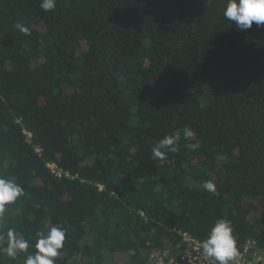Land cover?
Instances as JSON below:
<instances>
[{
	"label": "trees",
	"instance_id": "1",
	"mask_svg": "<svg viewBox=\"0 0 264 264\" xmlns=\"http://www.w3.org/2000/svg\"><path fill=\"white\" fill-rule=\"evenodd\" d=\"M41 2L0 0V177L23 189L0 217V264L57 225L54 264H151L219 219L237 252L264 249V28L238 31L226 0ZM177 130L179 151L153 159ZM9 228L29 245L14 258Z\"/></svg>",
	"mask_w": 264,
	"mask_h": 264
},
{
	"label": "clouds",
	"instance_id": "2",
	"mask_svg": "<svg viewBox=\"0 0 264 264\" xmlns=\"http://www.w3.org/2000/svg\"><path fill=\"white\" fill-rule=\"evenodd\" d=\"M205 4H211L212 0H204ZM40 8L45 12L55 8V0H42ZM224 17L233 22L238 31L246 32L253 24L258 28H264V0H226V7L223 11ZM16 27L23 33L28 29L20 23ZM195 136L191 127L183 128V138L191 139ZM181 137V131L177 130L174 135H166L159 140L151 150L153 159L163 160L166 158V151L176 153L180 145L176 143ZM185 147L195 150L198 143L186 144ZM166 150V151H164ZM204 189L216 193V185L212 181H205ZM23 189L12 179L0 177V217L5 211V205L16 201L22 194ZM65 229L59 225L53 226L48 233H37L39 239L35 244L38 250L34 255H28L24 264H54V259L59 250L63 247L65 240ZM28 242L17 239L14 229H8L7 247L3 249L9 257H15L18 251L28 248ZM202 251L205 258H212L218 264H229L237 255L236 238L233 235L231 222L226 219H219L210 229L207 238L202 242Z\"/></svg>",
	"mask_w": 264,
	"mask_h": 264
},
{
	"label": "built area",
	"instance_id": "3",
	"mask_svg": "<svg viewBox=\"0 0 264 264\" xmlns=\"http://www.w3.org/2000/svg\"><path fill=\"white\" fill-rule=\"evenodd\" d=\"M53 171L58 172L57 165L49 164ZM151 264H218L212 258H205L202 242L189 233H181V241L168 245L166 248L154 249L150 254ZM229 264H264V249L253 240H247L237 257Z\"/></svg>",
	"mask_w": 264,
	"mask_h": 264
}]
</instances>
